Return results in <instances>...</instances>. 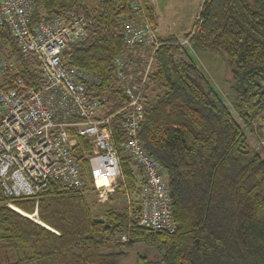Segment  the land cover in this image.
I'll use <instances>...</instances> for the list:
<instances>
[{
  "label": "trees",
  "instance_id": "trees-1",
  "mask_svg": "<svg viewBox=\"0 0 264 264\" xmlns=\"http://www.w3.org/2000/svg\"><path fill=\"white\" fill-rule=\"evenodd\" d=\"M89 1L35 0L32 19L93 18L86 41L69 49L68 65L101 80L111 113L126 102L113 85L112 67L126 46L123 17L139 3L152 29L157 22L147 0ZM202 18L190 47L224 55L233 100L227 105L220 97L183 38L158 37L138 130L142 148L168 175L174 232L128 228L126 207L93 216L85 196L93 148L80 138L73 155L82 168L81 189L61 190L50 180L36 198H0V264H120L137 245L159 259L138 255L136 264H264V151L257 142L264 137V0H205ZM0 36L2 53L17 54L7 32ZM19 76L34 78L27 71ZM114 134L124 186L135 195L141 171L123 152L117 126Z\"/></svg>",
  "mask_w": 264,
  "mask_h": 264
},
{
  "label": "built area",
  "instance_id": "built-area-1",
  "mask_svg": "<svg viewBox=\"0 0 264 264\" xmlns=\"http://www.w3.org/2000/svg\"><path fill=\"white\" fill-rule=\"evenodd\" d=\"M34 1L0 0V30L7 32L17 52L12 55L6 49L4 55L0 36V198H36L50 180L57 181L61 190L81 189L82 168L73 150L83 138L93 148L87 157L92 184L111 183L98 189L97 196L104 198L114 189H122L127 199L128 228L133 224L145 231L173 233L168 175L138 138L149 101L145 100L147 81L159 47L158 35L144 10L134 3L122 19L126 46L112 67L113 85L126 102L108 113L110 103L100 92L101 80L68 65L69 49L86 41L93 18L40 15L33 20ZM204 2L182 39L184 47L201 32ZM22 71L33 75V81L25 82L19 76ZM116 126L125 139L123 152L141 171L135 195L124 186ZM257 142L264 151V137H258ZM7 206L15 209L10 203ZM120 241L127 242V235Z\"/></svg>",
  "mask_w": 264,
  "mask_h": 264
},
{
  "label": "rangeland",
  "instance_id": "rangeland-1",
  "mask_svg": "<svg viewBox=\"0 0 264 264\" xmlns=\"http://www.w3.org/2000/svg\"><path fill=\"white\" fill-rule=\"evenodd\" d=\"M92 1L93 0H90L89 3H93ZM150 2L154 3L158 12L161 10L158 32L161 34H169L184 28L185 25L191 23V21L188 23L187 20L185 21L186 23L180 22V20H182V13L189 9H194L193 13H195L197 4L200 0H150ZM190 12L191 11L188 12V15H190ZM185 48L192 56L195 65H197V67L202 71L220 97H222L227 105H230V102L233 100L231 76L224 55L205 51L194 52L190 46H186ZM96 188L98 187L96 186ZM96 191L98 192L97 189ZM86 192L88 193L87 196L90 200L93 198L92 201H88L93 216H101L105 210L110 208L121 209L122 207H126L127 199L122 192V189H117L115 195L111 198H99L97 196V192L95 194L90 187L86 189ZM132 202L135 205V198L132 199ZM138 255L146 256L149 260L159 259V256L154 252V250L146 248L143 245H137L128 250L126 259L120 264H136V257Z\"/></svg>",
  "mask_w": 264,
  "mask_h": 264
},
{
  "label": "crops",
  "instance_id": "crops-1",
  "mask_svg": "<svg viewBox=\"0 0 264 264\" xmlns=\"http://www.w3.org/2000/svg\"><path fill=\"white\" fill-rule=\"evenodd\" d=\"M147 2H148V5L153 9V11H154V15H155V18H156V22H157V27H156V29H155V32H156V34L158 35V37H165V36H168V35H174V36H176V37H178V38H183L190 30H191V28H192V26H193V22H194V18H195V15H196V13H197V11H198V9H199V7H200V5H201V3H202V0H200V2L197 4V7H196V12L195 13H193L194 12V9L192 10V9H189V10H185L183 13H182V20H180V22L181 23H186L185 21L187 20L188 21V23L191 21V23L190 24H188V25H185V27L184 28H181V29H179V30H176L175 32H172V33H164V34H161V33H159L158 32V29H159V23H160V13H161V10H159V12L156 10V7H155V5H154V3H151L150 2V0H147ZM160 7V6H159ZM189 11H191L190 12V15H188V12ZM193 14V15H192ZM177 33H180V34H177ZM111 185V183H106V185H105V188L106 187H108V186H110ZM96 186H97V184H92L91 186H90V189L96 194V189L98 190V189H100V188H96ZM102 189V188H101ZM117 191V189H115L114 191H113V193H112V195L111 196H107L106 198H111V197H113L114 195H115V192ZM88 193L86 192V190H85V196H86V199H87V201H92L93 200V198L90 200L89 198H88ZM88 204H89V202H88Z\"/></svg>",
  "mask_w": 264,
  "mask_h": 264
},
{
  "label": "water",
  "instance_id": "water-1",
  "mask_svg": "<svg viewBox=\"0 0 264 264\" xmlns=\"http://www.w3.org/2000/svg\"><path fill=\"white\" fill-rule=\"evenodd\" d=\"M96 222H102V219H95Z\"/></svg>",
  "mask_w": 264,
  "mask_h": 264
},
{
  "label": "bare ground",
  "instance_id": "bare-ground-1",
  "mask_svg": "<svg viewBox=\"0 0 264 264\" xmlns=\"http://www.w3.org/2000/svg\"><path fill=\"white\" fill-rule=\"evenodd\" d=\"M10 204H11V203H10ZM11 205H12V204H11ZM12 206H13V205H12ZM13 207H14V206H13ZM14 208H15V207H14ZM11 209H12V208H11ZM15 209H16V208H15ZM15 209H14V210H15ZM16 210H17V209H16ZM17 211H18V210H17Z\"/></svg>",
  "mask_w": 264,
  "mask_h": 264
}]
</instances>
